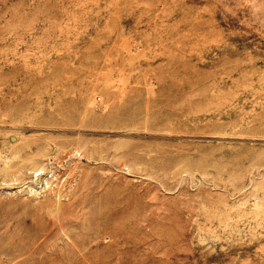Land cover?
Segmentation results:
<instances>
[{"label": "rangeland", "instance_id": "1", "mask_svg": "<svg viewBox=\"0 0 264 264\" xmlns=\"http://www.w3.org/2000/svg\"><path fill=\"white\" fill-rule=\"evenodd\" d=\"M0 264H264V0H0Z\"/></svg>", "mask_w": 264, "mask_h": 264}]
</instances>
